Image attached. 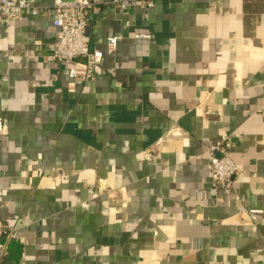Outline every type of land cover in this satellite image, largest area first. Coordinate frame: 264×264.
Returning <instances> with one entry per match:
<instances>
[{
  "label": "crops",
  "instance_id": "0c3cea01",
  "mask_svg": "<svg viewBox=\"0 0 264 264\" xmlns=\"http://www.w3.org/2000/svg\"><path fill=\"white\" fill-rule=\"evenodd\" d=\"M36 4L0 23V220L17 230L0 264H264V0L106 4L86 30L101 75L74 91L47 58L52 0ZM222 134L238 172L218 191Z\"/></svg>",
  "mask_w": 264,
  "mask_h": 264
},
{
  "label": "built area",
  "instance_id": "2783aa9c",
  "mask_svg": "<svg viewBox=\"0 0 264 264\" xmlns=\"http://www.w3.org/2000/svg\"><path fill=\"white\" fill-rule=\"evenodd\" d=\"M106 4L121 10L135 7L137 0H52V26L55 28L56 41L48 60L69 65L70 82L68 90L74 91L77 82H84L89 76H99L102 72L103 53L89 46V36L86 32L88 25L95 20L100 9ZM147 6L151 7L152 2ZM44 8L36 4V0H0V23H9L21 18L24 14L38 15ZM135 39L152 38V33L146 28H135L131 33ZM118 37L106 38L108 52L116 49ZM5 123L0 117V134L4 132ZM176 133V132H173ZM230 144L228 135L222 134L206 151L207 169L209 171L211 187L214 190H229L233 184V177L238 169L230 158ZM156 157L152 152H145L144 159L150 161ZM97 183L89 187L92 194L101 189ZM216 203L222 202L217 196ZM247 215L254 220L260 214L258 210H247ZM17 230L12 225L0 220V262L4 258L8 243L15 238Z\"/></svg>",
  "mask_w": 264,
  "mask_h": 264
}]
</instances>
